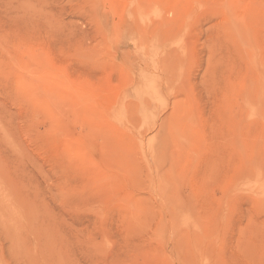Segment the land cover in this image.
<instances>
[{"label":"rangeland","instance_id":"1","mask_svg":"<svg viewBox=\"0 0 264 264\" xmlns=\"http://www.w3.org/2000/svg\"><path fill=\"white\" fill-rule=\"evenodd\" d=\"M0 264H264V0H0Z\"/></svg>","mask_w":264,"mask_h":264}]
</instances>
